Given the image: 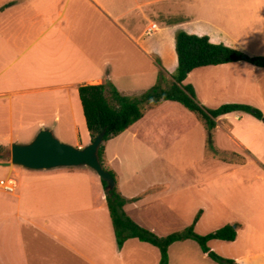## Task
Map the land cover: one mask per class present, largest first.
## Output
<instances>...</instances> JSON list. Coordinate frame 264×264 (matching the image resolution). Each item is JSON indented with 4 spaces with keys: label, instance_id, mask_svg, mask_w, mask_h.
I'll return each mask as SVG.
<instances>
[{
    "label": "crops",
    "instance_id": "crops-1",
    "mask_svg": "<svg viewBox=\"0 0 264 264\" xmlns=\"http://www.w3.org/2000/svg\"><path fill=\"white\" fill-rule=\"evenodd\" d=\"M254 28L264 40V0H0V116L9 118V141L0 146L9 147L27 127L24 121L15 124V98L23 99L19 116L33 112L41 117L33 136L43 128L56 134L60 121L69 122L72 135L65 133L67 140L82 148L91 138L79 86L108 81L122 95L138 96L134 88L144 84L146 91L159 77V68H146L142 57L160 62L165 75L160 83L169 85L177 67V31L206 35L212 43L249 56L264 55V41L242 31ZM131 64L135 71L129 70ZM205 69L226 72L219 89L245 94L256 85L255 72L264 73V67L246 61L194 68L183 84L193 86L202 105L208 100L206 89L199 96L192 75ZM239 72L243 75L238 77ZM118 77L128 81L118 83ZM179 105L165 100L146 107L140 119L104 142L103 165L115 173L118 190L128 200L124 211L157 236L190 226L197 215L193 229L200 235L235 224L233 241L211 239L208 246L238 264H264V199L262 206L252 190L257 175L154 173L157 162L164 160L162 148L171 150L177 132L194 129L170 109L179 107L186 115L182 118L200 123L195 113ZM242 114L246 112L232 111L215 119L213 142L219 151L207 153L209 161L233 169L249 164L259 133L255 128L264 136V122ZM231 115L240 116L236 123L248 118L253 125L233 128L229 123L230 129L225 124L227 135L221 137L218 126ZM198 135L206 144L204 131ZM221 151L243 155L242 161L225 158ZM137 165L146 166L147 175ZM0 167V180L16 183L13 191L0 188V264H159L160 251L148 242L129 238L117 247L104 188L93 169ZM226 177L244 188L232 184L226 191ZM226 206L232 211L228 220L221 216ZM168 264L217 263L196 241L185 239L168 247Z\"/></svg>",
    "mask_w": 264,
    "mask_h": 264
},
{
    "label": "trees",
    "instance_id": "trees-1",
    "mask_svg": "<svg viewBox=\"0 0 264 264\" xmlns=\"http://www.w3.org/2000/svg\"><path fill=\"white\" fill-rule=\"evenodd\" d=\"M175 51L177 67L170 75L171 82L163 87L160 83L164 71L160 70V78L156 84L138 96H125L108 81L101 84H87L78 87L83 115L91 141L105 130L103 142L98 148V158L103 165L104 142L120 134L143 116L144 109L165 100L176 101L189 111L195 113L204 123L208 131L215 127V119L232 111H243L264 122L263 112L249 104L224 103L217 108L209 109L200 104L191 84H183L187 74L197 67L218 65L236 61H246L258 67H264V55L249 56L246 53L226 46L222 43H212L206 35L198 36L184 31L175 33ZM159 64V61L156 60ZM210 142L212 141L209 138ZM212 143V142H211ZM210 143V144H211ZM209 144V145H210ZM211 144L210 146H212ZM218 152H215L217 154ZM104 167V165H103ZM105 168V167H104ZM115 185L106 190V182L100 178L104 188L106 204L112 221L117 247L120 248L129 238H138L148 242L160 251L159 264H168V247L175 241L193 239L205 254L217 264H238L234 259L219 255L208 246L211 239L233 241L236 237L235 224H226L223 227L207 233L197 234L193 226L198 219L181 231L166 236H157L153 232L136 224L124 211L128 201L118 190L116 175L112 170Z\"/></svg>",
    "mask_w": 264,
    "mask_h": 264
},
{
    "label": "rangeland",
    "instance_id": "rangeland-1",
    "mask_svg": "<svg viewBox=\"0 0 264 264\" xmlns=\"http://www.w3.org/2000/svg\"><path fill=\"white\" fill-rule=\"evenodd\" d=\"M167 3V2H166ZM165 3V4H166ZM175 18H173L174 20ZM156 21L159 22V20L157 19ZM264 29V28H263ZM261 29V30H263ZM245 31L246 35H250L253 34L255 38H257V36H259L258 38H260V41H264L263 40V36L259 35L257 30L254 28L253 31H246V29L242 30ZM250 32V33H249ZM257 35V36H256ZM146 58V57H145ZM143 59V63L145 65V67L147 68L148 66H156V68H159V74H160V62L159 64L154 62H148L147 59ZM140 61V58H139ZM130 65V64H128ZM129 68V66H128ZM253 68V66H252ZM134 69V64H131L129 70L130 71H135ZM116 73H119V71H116ZM226 72H218V71H213V70H209V69H205L202 71H196L195 73H193L192 75V81L195 83L196 85V90L198 92V95L201 96V91H203L204 89H206V93L204 94V96L206 95V98L208 99L206 103H204V107L209 108V109H213L216 107H219L220 105L224 104V103H244V104H249L252 105L254 107H257L258 109H260L263 114H264V73H256V77L253 79L256 80L254 81L256 83V85L253 87V89L248 92L247 94H245L243 92V90H237L235 91L234 89L231 90H224V89H219L218 86V82L219 81H223L224 80V74ZM251 74H254L253 72ZM119 75V74H117ZM171 75V74H170ZM240 75H243L242 72L238 73V77ZM165 75L163 74L161 76V78H163L165 80ZM160 76L158 77L159 80ZM126 81H128L127 78H123V77H118L117 82L118 83H125ZM190 82V81H189ZM167 82L164 81V83L162 84V86H166ZM212 84V86H210ZM217 84V85H216ZM124 85V84H122ZM120 85V86H122ZM144 84L138 85L136 88H134L136 92V94L138 93H142L145 91V89L147 87H144ZM210 86V87H209ZM209 88H211L209 90ZM143 89V90H142ZM141 90V91H140ZM212 90V92H211ZM197 97V96H196ZM23 99L20 98V101H22ZM20 101H18V98H15L14 101V113H15V124L16 126L18 125V122H25V125H27V127L25 128V130H22L19 132L20 137L17 141L14 142H18V143H26L29 142L34 136L33 133L35 131V128L37 127V121L39 119H41V117L38 115L36 116L33 112L24 115L21 114L19 116V110H20ZM198 101V100H197ZM200 103V102H199ZM201 104V103H200ZM181 108H183L181 105H179ZM182 109H179V107H172L170 109V112L172 114H175L177 117L181 118L183 120L184 123H187L189 125H194V129L192 132H177V137L171 142L170 146H171V150H169L167 147L162 148V151H165L163 153V158L164 160L161 162H157L156 165V170L154 173H157L158 175H160L161 177L165 174H192V173H208L211 175H217V174H223V175H235V174H241V173H247L249 175H257L258 176V180L252 184V190H254L257 198H258V202H260L263 206V199H264V193L262 191H264V136L262 135L263 133L260 132L259 129L255 128L256 131H259V133H257V138L256 140L253 142V150L254 153L252 152V155H248V162L249 164L246 167H236L235 169H233L232 166H230L229 164H224L222 162H216L213 163L211 161L208 160V157H206L207 153H211L215 155V152L219 151L216 146L215 143L213 142V131H208L203 123V121L198 117L199 120V125L198 124H194V122L190 119L189 117H181V116H186L184 114L183 111H181ZM184 110V108H183ZM240 116H248V117H254L249 113H246L245 115L242 114ZM239 116V117H240ZM82 117H83V113H82ZM235 118L233 115H231L230 117H228L227 120H222L220 122V126H218V133H220V136L223 137V134L227 135V132L222 129L223 125L227 124L228 127H230L229 123H232L233 128H235L236 126H245V125H253L248 123L249 121H246L247 119L243 118L241 121H237L236 120L239 118ZM236 119V120H235ZM249 120V119H248ZM262 121V120H261ZM263 122V121H262ZM79 123V122H78ZM30 126V127H29ZM58 126L60 130L56 131V134H54L59 140H61L62 142L68 143L70 144V142L67 140L68 137L67 136H71L72 135V128H71V124L69 122H64V121H60L58 123ZM8 129H9V118L7 115H1L0 116V143L1 144H7L9 140L8 139ZM231 129V127H230ZM199 130H203L204 133L206 134L205 138H206V144L201 143V137L199 134ZM66 133V135H65ZM212 133V134H211ZM212 136V143L210 142L209 138L211 139ZM226 140V137H225ZM13 142L10 143V146ZM213 144L211 147L210 145ZM224 146L225 147H230L233 149H236L235 145L230 142V141H223ZM210 144V145H209ZM72 145V144H70ZM163 146H169V145H165V144H160ZM10 146L9 147H2L0 146V161H9L10 160ZM159 148H161V146H159ZM168 149V150H167ZM222 156H224L225 158H234L235 160H240L242 161V156L240 155V157H238V155H234L231 152H225V151H221L220 152ZM166 159L171 161V164L169 165L168 162L166 161ZM237 160V161H238ZM138 169H142L144 168V173L147 175L148 170L146 169V166L143 165H137ZM159 168V169H158ZM2 168L0 167V177L2 176ZM110 170V169H109ZM230 177H226V180L224 181V183L226 184L225 190L228 191V185H232V184H238L239 189L244 188L243 184L241 182H234L232 180H229ZM184 199V198H182ZM225 208V212L224 215L222 214L221 216L224 218V220H228L231 219L232 216V211L229 207H224ZM186 228V227H185ZM184 228H180L178 230H174V231H181ZM173 231V232H174Z\"/></svg>",
    "mask_w": 264,
    "mask_h": 264
},
{
    "label": "water",
    "instance_id": "water-1",
    "mask_svg": "<svg viewBox=\"0 0 264 264\" xmlns=\"http://www.w3.org/2000/svg\"><path fill=\"white\" fill-rule=\"evenodd\" d=\"M105 130L82 148L60 141L51 130L40 129L26 143L13 142L10 146V160L0 161V165H15L31 170H48L58 167L86 166L106 182V190H111L115 181L100 163L98 148L103 142Z\"/></svg>",
    "mask_w": 264,
    "mask_h": 264
},
{
    "label": "built area",
    "instance_id": "built-area-1",
    "mask_svg": "<svg viewBox=\"0 0 264 264\" xmlns=\"http://www.w3.org/2000/svg\"><path fill=\"white\" fill-rule=\"evenodd\" d=\"M16 186V183L14 180L9 179V180H0V188H3L4 190L7 191H13Z\"/></svg>",
    "mask_w": 264,
    "mask_h": 264
},
{
    "label": "bare ground",
    "instance_id": "bare-ground-1",
    "mask_svg": "<svg viewBox=\"0 0 264 264\" xmlns=\"http://www.w3.org/2000/svg\"><path fill=\"white\" fill-rule=\"evenodd\" d=\"M259 33V32H258ZM261 34V33H260Z\"/></svg>",
    "mask_w": 264,
    "mask_h": 264
}]
</instances>
